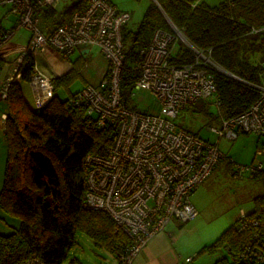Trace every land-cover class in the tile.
Masks as SVG:
<instances>
[{
    "label": "built area",
    "instance_id": "built-area-1",
    "mask_svg": "<svg viewBox=\"0 0 264 264\" xmlns=\"http://www.w3.org/2000/svg\"><path fill=\"white\" fill-rule=\"evenodd\" d=\"M198 6L203 0H185ZM57 0H0L8 6V14L17 21L0 37V45L8 42L16 29L27 27L31 34L27 47L7 64L8 76L3 85L6 97L10 83L22 78L29 58L38 52L54 49L69 56L78 47L98 46L108 60V71L99 85L89 84L70 98L71 105L84 108L99 128L109 126L111 143L104 155L89 153L87 189L83 206L107 212L116 224V230L129 237V243L117 254L115 264H134L139 252L157 233L164 232L173 220L182 225L199 214L192 200L193 193L212 175L225 157L219 147L220 139H236L239 132H253L260 136L255 156L250 163H234L235 175L264 172V81L248 82L258 91L257 99L245 110L226 118L214 128L218 138L211 142L201 138L187 127L176 123L178 114L200 100L217 97L215 76L211 67L216 64L202 50L185 40L176 27L173 31L158 28L150 43L140 49V60L134 64L139 71L133 90L147 89L161 104L159 114L134 109L122 95L121 73L125 63L124 34L132 13L119 8L112 0H87L68 21L54 30L43 32L39 15ZM262 27H251L250 33H259ZM180 37L195 53L193 62L178 63L172 58L174 42ZM32 84L35 99L41 103L45 96H53L51 78L33 66ZM45 91V92H43ZM5 118V114L3 115ZM230 159V158H228ZM232 160V159H230ZM264 182V175L262 177ZM264 210V205L261 206ZM241 212L235 224L239 231L259 225L257 216ZM258 233L251 236L241 259L264 264V253L256 245ZM193 259L188 256L187 264ZM20 264H44L32 255Z\"/></svg>",
    "mask_w": 264,
    "mask_h": 264
},
{
    "label": "trees",
    "instance_id": "trees-1",
    "mask_svg": "<svg viewBox=\"0 0 264 264\" xmlns=\"http://www.w3.org/2000/svg\"><path fill=\"white\" fill-rule=\"evenodd\" d=\"M158 1L162 8L150 0L138 27L125 29L126 58L121 73L125 102L128 103L127 90H133L139 76L134 64L140 60V49L150 43L156 29L173 31L167 15L186 40L216 64L211 71L215 76L220 114L229 118L248 108L258 97V91L248 82H262L264 73V58L259 62L251 59L253 52L264 49V30L250 33L252 26H264V0H222L216 6L202 1L195 7L185 0ZM86 3L87 0H78L62 11L52 5L45 7L39 15L41 31L45 32L44 24L60 18L50 31L54 30ZM6 29L0 24V37ZM195 59L189 47L172 58L178 63ZM6 63L0 56V73ZM33 66L31 56L22 73L23 80L32 79ZM79 69L80 65L74 61L73 69L60 80L77 74ZM51 81L55 91L57 78ZM6 100L9 106L5 126L7 159L0 207L18 216L20 224L10 233H0V264H20L32 255L38 256L44 264H63L78 243V232L87 234L98 247L117 254L129 243V237L116 230L107 212L83 206L87 189L85 157L89 153H106L112 139L111 128H99L93 118L86 116L84 108L73 106L69 98L63 100L58 95H53L39 110L34 109L17 81L10 83ZM263 175L264 172H259L255 176L262 178ZM262 205L264 200L258 197L255 209L248 214L257 216L259 225L239 231L234 222L198 253H214L226 248L230 257L222 256L216 264H256L241 259V252L251 236L258 233L256 245L264 253Z\"/></svg>",
    "mask_w": 264,
    "mask_h": 264
},
{
    "label": "rangeland",
    "instance_id": "rangeland-1",
    "mask_svg": "<svg viewBox=\"0 0 264 264\" xmlns=\"http://www.w3.org/2000/svg\"><path fill=\"white\" fill-rule=\"evenodd\" d=\"M78 0H57L59 6H70ZM117 5L130 9L134 12L133 21L136 25L141 22L143 15L150 3V0H113ZM209 6H216L222 0H203ZM66 6V7H67ZM8 6L0 5V24L3 27L12 26L17 21V16L8 14ZM15 25V24H14ZM10 28V27H9ZM31 32L25 27L21 26L16 29L13 37L6 43L0 45V52L5 54L6 58H10L17 54L21 46L26 44ZM184 47H188L187 43L180 37L174 42L172 52L176 56L178 52ZM261 52H253L254 56L251 58L253 62H259L264 58V49ZM20 54V53H19ZM15 58V57H14ZM90 70V66L84 65V70ZM261 80L264 81V73L261 75ZM83 78L75 77L72 80V89H77L83 83ZM126 99L128 105L134 109L147 112L150 114H159L161 112V104L156 95L147 89H128L126 92ZM220 111L213 99L209 101L200 100L196 104L182 110L176 117V123L187 127L190 130L196 131L201 138L208 141L217 140L218 136L214 128L221 125ZM260 136L253 132H239L236 139H231L227 136L220 139L219 147L224 152V159L217 165L213 176L209 177L198 189L196 194L193 195L192 200L199 203L200 215L191 219L186 224L190 226L199 227V233L205 240L217 239L220 233L225 231L229 226L233 211L244 205L251 208L255 205L253 197L258 195L264 188V184L260 181L253 183L249 182L247 178L250 177L248 171L244 172L242 176L235 174L234 163L247 164L252 161L255 156L256 147L258 145ZM254 151L253 158L252 153ZM232 160H230V159ZM0 172L3 173L4 181L6 170V159L0 160ZM252 186V187H251ZM251 192L253 196L250 198ZM83 233V232H78ZM85 234V233H83ZM88 238V240H87ZM78 239V235H77ZM80 248L85 254L102 253V255L112 256V252L107 249L98 247L94 241L88 236L83 235L79 239L74 248ZM73 248V249H74ZM93 248V249H92ZM230 257L226 248L209 253L202 252L198 257L200 264H213L216 259L222 256Z\"/></svg>",
    "mask_w": 264,
    "mask_h": 264
},
{
    "label": "crops",
    "instance_id": "crops-1",
    "mask_svg": "<svg viewBox=\"0 0 264 264\" xmlns=\"http://www.w3.org/2000/svg\"><path fill=\"white\" fill-rule=\"evenodd\" d=\"M58 4L59 2H55L52 5L58 11H62L67 6V5L59 6ZM117 6L121 9H124V7H121L119 5ZM130 11L132 13V17L126 26L127 31L135 30L138 27V25H136V23L132 20L134 17V12L132 10ZM59 20L60 18L56 22L44 24L43 30L45 32H49L56 25H58L57 23ZM14 24L12 26H8L5 28H9V27L11 28L14 26ZM28 42H29V38L26 41V44L21 46L17 54H15L10 58L9 57L6 58L5 54L0 52V56L4 57L7 60V63L4 65V68L0 73V160L1 161L7 159V139L5 135V126H6V117L9 112V106L6 97L3 96V85L6 82V78L8 76L7 64L13 61L19 55V53L22 52L27 47ZM74 61H77L78 65H80V69L78 73L73 74L72 76L64 80H60V78L69 74V72L73 69ZM34 65L38 67V69H40L45 75L49 76L51 79L57 78V84H56L57 88L53 92V95H58L63 100L70 98L74 93H76L78 90L85 87L86 85L101 84L104 77L107 74L109 67L108 60L105 58V56L103 55V53L101 52L98 46L78 47L69 56H63L59 52L51 48L46 51L38 52L37 54H35ZM84 65H86L87 67L90 66L91 69L90 70L86 69L82 73L83 71L82 68ZM81 76L84 80L81 86H79L77 89H72V85H73L72 80L75 77H81ZM17 82L21 85L23 95L32 108L39 110L48 102L47 100L44 104H42L36 101L35 89L31 80L27 81V80H23V78H20L19 80H17ZM4 114H5V118L3 117ZM193 132L196 133V131ZM253 155H254V151L252 153V157L250 158V160L253 158ZM222 159L220 160V162L222 161ZM220 162L218 164H220ZM0 164H2V162H0ZM213 173L210 177L213 176ZM2 178H3V173L0 172V190L2 189L3 186V181L1 183ZM247 180L252 183V186L253 183L258 181L264 184L261 176L250 175V177L247 178ZM198 189L193 193V195L196 194ZM252 196L253 194L251 192L250 198ZM258 197L264 200V188L262 189V191H260L258 195H255L253 197L254 202L257 200ZM193 202L199 210L198 205L200 204L196 203V201L194 200ZM254 209H255V205L252 206L251 208H247L244 205H241L239 208L233 211V215L231 217V221L229 222V224L233 225V223L236 222L241 212H250ZM199 215H200V210L197 217ZM19 224H20V218L18 216L11 215L0 207V233L3 234L10 233L16 227H18ZM190 225L191 224L189 223L186 225H182L177 220L171 221L166 226L164 232L157 233L150 239L149 243L139 252L138 256L135 259L134 264H184L186 263L185 260L188 256H192L193 259L187 264H200L199 263L200 261L198 259V257L200 256V253H198L199 250L203 246L209 245L212 242H214L215 239H212L210 241L205 240L204 237L199 233L200 228L195 227V225L194 226H190ZM77 235L79 241V239H81L85 234L79 233ZM111 254L112 256H106L104 254L102 255V253H96V252L93 253L92 255L85 254L78 247L70 251L68 258L64 261L63 264H115L117 261L116 254L114 252H112ZM216 261L213 264H216Z\"/></svg>",
    "mask_w": 264,
    "mask_h": 264
},
{
    "label": "water",
    "instance_id": "water-1",
    "mask_svg": "<svg viewBox=\"0 0 264 264\" xmlns=\"http://www.w3.org/2000/svg\"><path fill=\"white\" fill-rule=\"evenodd\" d=\"M157 4H158V6H160V8H162V6H161V4L159 3V1L158 0H154ZM166 15V14H165ZM166 17H167V19H168V21H169V23L171 24V26H174V27H176V29H178L180 32H181V30L172 22V20L166 15ZM185 37V36H184ZM185 40H186V38H185ZM188 42L190 43V44H192L189 40H188ZM225 72V71H224ZM227 74H229V75H231V76H234V77H236V78H238L236 75H234V74H231V73H229V72H226Z\"/></svg>",
    "mask_w": 264,
    "mask_h": 264
},
{
    "label": "bare ground",
    "instance_id": "bare-ground-1",
    "mask_svg": "<svg viewBox=\"0 0 264 264\" xmlns=\"http://www.w3.org/2000/svg\"><path fill=\"white\" fill-rule=\"evenodd\" d=\"M185 38V37H184ZM187 41V40H186ZM43 92H45V91H43ZM48 96V95H47ZM47 96H45L44 97V99L42 100V102L41 103H43V102H45V101H47V99H48V97Z\"/></svg>",
    "mask_w": 264,
    "mask_h": 264
}]
</instances>
